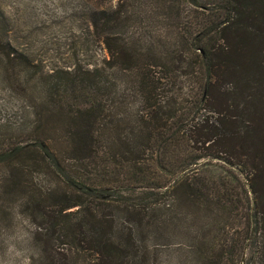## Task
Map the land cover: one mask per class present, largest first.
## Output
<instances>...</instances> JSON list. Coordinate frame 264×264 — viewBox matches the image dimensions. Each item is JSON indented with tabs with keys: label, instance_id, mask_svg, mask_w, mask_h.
I'll return each instance as SVG.
<instances>
[{
	"label": "trees",
	"instance_id": "1",
	"mask_svg": "<svg viewBox=\"0 0 264 264\" xmlns=\"http://www.w3.org/2000/svg\"><path fill=\"white\" fill-rule=\"evenodd\" d=\"M136 1L89 9L108 56L81 72V101L48 109L82 172L65 171L41 120L7 153L36 145L60 177L54 205L30 203V264H264V0H143L142 16ZM201 160L230 178L200 177Z\"/></svg>",
	"mask_w": 264,
	"mask_h": 264
},
{
	"label": "rangeland",
	"instance_id": "2",
	"mask_svg": "<svg viewBox=\"0 0 264 264\" xmlns=\"http://www.w3.org/2000/svg\"><path fill=\"white\" fill-rule=\"evenodd\" d=\"M117 2L0 0V18L3 21L0 24V45H7L17 54L16 58L8 57L6 48L0 47V264H30L29 255L37 249L31 239L36 223L31 216L30 203H34L35 196L47 205H54L55 198L50 192L60 178L53 172L50 160L43 157L36 145L27 148L29 152L19 157L7 153L14 146L34 141L36 126L41 120L48 126V134L44 135L51 145H56L58 160L65 165V171L74 175L82 172L76 161L70 159L66 149L68 121L48 109H52V106L61 109L71 101H81L75 98L81 94V72L88 67L104 64L108 56L97 32L88 24V11L114 6ZM146 4H149V0H146ZM142 7L143 0L136 1L134 11L141 16L146 14L142 13ZM141 25L130 30L140 32ZM148 28L159 29L154 18ZM113 72L117 85H127L124 90L128 105L142 109L143 101L139 95L135 96L129 76L122 75L119 67ZM71 77L77 78L76 82L72 83ZM58 96L62 99L55 101ZM101 144L105 145L106 142ZM96 170L101 171L99 168ZM197 174L200 177L225 176L229 179L231 171L229 166L220 162L206 163L201 160ZM60 185L63 186L61 182ZM189 211L195 215L191 209ZM187 212L185 208L184 213ZM193 219V225L198 227L203 214L197 212ZM238 220L235 219V223L241 226ZM232 231L231 235L234 234ZM234 258L237 259V253Z\"/></svg>",
	"mask_w": 264,
	"mask_h": 264
}]
</instances>
